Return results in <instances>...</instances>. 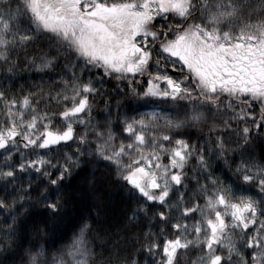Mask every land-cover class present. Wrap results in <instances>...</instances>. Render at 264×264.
<instances>
[{
    "label": "snow or ice",
    "instance_id": "snow-or-ice-1",
    "mask_svg": "<svg viewBox=\"0 0 264 264\" xmlns=\"http://www.w3.org/2000/svg\"><path fill=\"white\" fill-rule=\"evenodd\" d=\"M0 264H264V0H0Z\"/></svg>",
    "mask_w": 264,
    "mask_h": 264
},
{
    "label": "trees",
    "instance_id": "trees-1",
    "mask_svg": "<svg viewBox=\"0 0 264 264\" xmlns=\"http://www.w3.org/2000/svg\"><path fill=\"white\" fill-rule=\"evenodd\" d=\"M116 201H117V203H119V197H116Z\"/></svg>",
    "mask_w": 264,
    "mask_h": 264
}]
</instances>
